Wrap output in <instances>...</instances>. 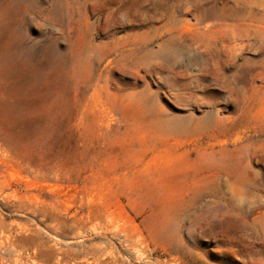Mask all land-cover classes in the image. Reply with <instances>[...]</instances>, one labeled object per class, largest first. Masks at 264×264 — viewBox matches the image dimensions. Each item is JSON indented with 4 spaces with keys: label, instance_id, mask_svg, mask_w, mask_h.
<instances>
[{
    "label": "rangeland",
    "instance_id": "rangeland-1",
    "mask_svg": "<svg viewBox=\"0 0 264 264\" xmlns=\"http://www.w3.org/2000/svg\"><path fill=\"white\" fill-rule=\"evenodd\" d=\"M0 264H264V0H0Z\"/></svg>",
    "mask_w": 264,
    "mask_h": 264
}]
</instances>
